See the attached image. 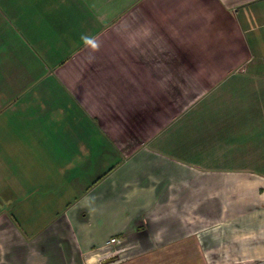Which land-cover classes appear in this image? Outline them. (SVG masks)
<instances>
[{
    "label": "crops",
    "instance_id": "obj_1",
    "mask_svg": "<svg viewBox=\"0 0 264 264\" xmlns=\"http://www.w3.org/2000/svg\"><path fill=\"white\" fill-rule=\"evenodd\" d=\"M263 68L264 0H0V264H264Z\"/></svg>",
    "mask_w": 264,
    "mask_h": 264
},
{
    "label": "built area",
    "instance_id": "obj_2",
    "mask_svg": "<svg viewBox=\"0 0 264 264\" xmlns=\"http://www.w3.org/2000/svg\"><path fill=\"white\" fill-rule=\"evenodd\" d=\"M120 244H121V241L119 239L114 238V237L110 238L107 242H105V244L102 247L103 249H106L104 251V254L102 255V258L104 260H110V259L116 260L117 258H120L119 254L124 252L123 248H118L115 252L112 250L111 251L109 250L110 245L119 246Z\"/></svg>",
    "mask_w": 264,
    "mask_h": 264
},
{
    "label": "water",
    "instance_id": "obj_3",
    "mask_svg": "<svg viewBox=\"0 0 264 264\" xmlns=\"http://www.w3.org/2000/svg\"><path fill=\"white\" fill-rule=\"evenodd\" d=\"M109 261H113V259H110V260H106L105 263L109 262Z\"/></svg>",
    "mask_w": 264,
    "mask_h": 264
},
{
    "label": "rangeland",
    "instance_id": "obj_4",
    "mask_svg": "<svg viewBox=\"0 0 264 264\" xmlns=\"http://www.w3.org/2000/svg\"><path fill=\"white\" fill-rule=\"evenodd\" d=\"M252 49H253V48H252ZM253 50H254V49H253ZM254 52H255V50H254ZM255 53H256V52H255ZM251 66H253V65H251V64H250V66H249V67H251ZM249 69H250V68H249ZM263 69H264V68H263Z\"/></svg>",
    "mask_w": 264,
    "mask_h": 264
}]
</instances>
